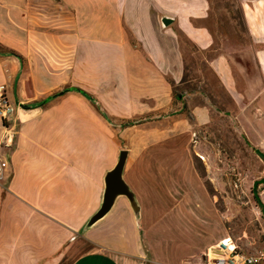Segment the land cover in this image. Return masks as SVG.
<instances>
[{
    "label": "crops",
    "instance_id": "0c3cea01",
    "mask_svg": "<svg viewBox=\"0 0 264 264\" xmlns=\"http://www.w3.org/2000/svg\"><path fill=\"white\" fill-rule=\"evenodd\" d=\"M191 46L214 105L176 92ZM1 83L17 111L0 118V264H209L231 236L195 131L224 114L264 165V0H0ZM122 150L138 214L120 195L87 227Z\"/></svg>",
    "mask_w": 264,
    "mask_h": 264
},
{
    "label": "rangeland",
    "instance_id": "374dc122",
    "mask_svg": "<svg viewBox=\"0 0 264 264\" xmlns=\"http://www.w3.org/2000/svg\"><path fill=\"white\" fill-rule=\"evenodd\" d=\"M188 48L186 83L176 87V92L203 91L214 105L218 102L216 95L222 92L220 86L202 51L193 46ZM195 136L202 137L203 142L195 143L194 162L222 210L225 232L247 253L264 250V219L256 208L252 190L255 181H264L262 160L224 114L218 113L206 127L197 129Z\"/></svg>",
    "mask_w": 264,
    "mask_h": 264
},
{
    "label": "built area",
    "instance_id": "2783aa9c",
    "mask_svg": "<svg viewBox=\"0 0 264 264\" xmlns=\"http://www.w3.org/2000/svg\"><path fill=\"white\" fill-rule=\"evenodd\" d=\"M17 105L10 102L7 96L6 84H0V118L9 120L15 116ZM7 162L0 158V178ZM209 264H264V250L258 253H247L232 237L228 236L219 241L211 255L207 256Z\"/></svg>",
    "mask_w": 264,
    "mask_h": 264
},
{
    "label": "water",
    "instance_id": "95a60500",
    "mask_svg": "<svg viewBox=\"0 0 264 264\" xmlns=\"http://www.w3.org/2000/svg\"><path fill=\"white\" fill-rule=\"evenodd\" d=\"M21 107H26L24 104L20 105ZM128 152L126 150H122L120 152L119 161L116 167L109 173L108 175V188L104 197V201L100 210L91 218L87 227L97 222L100 218H102L114 205L116 199L120 195H126L132 202L133 207L138 214L139 207L135 200L134 194L130 191L127 185L124 183L122 178L123 168L126 162Z\"/></svg>",
    "mask_w": 264,
    "mask_h": 264
},
{
    "label": "trees",
    "instance_id": "16d2710c",
    "mask_svg": "<svg viewBox=\"0 0 264 264\" xmlns=\"http://www.w3.org/2000/svg\"><path fill=\"white\" fill-rule=\"evenodd\" d=\"M73 89L82 92L85 96H87L88 98H90L92 101H95V99H94L90 94H88L86 91H84V90H82V89H80V88H77V87H75V88H73ZM57 95H59V94H55V95L49 96L48 98H46L45 100H43V101H41V102H34V103H32V104H26V107H34V106L42 105V104L48 102L51 98H53V97H55V96H57ZM259 155H261V157H263V155H262L261 153H259ZM256 183H257V182L255 181L254 186L256 185ZM253 194H254V198H255V200H256L259 204H261V202L259 201L258 196H257V194H256V192H255L254 190H253Z\"/></svg>",
    "mask_w": 264,
    "mask_h": 264
}]
</instances>
